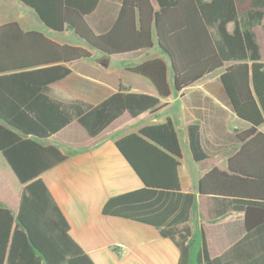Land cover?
I'll list each match as a JSON object with an SVG mask.
<instances>
[{"label": "trees", "instance_id": "16d2710c", "mask_svg": "<svg viewBox=\"0 0 264 264\" xmlns=\"http://www.w3.org/2000/svg\"><path fill=\"white\" fill-rule=\"evenodd\" d=\"M7 1L32 9L54 31L72 30L108 56L152 48L157 43L171 62L177 91L229 64L222 83L237 115L253 125L244 137L254 136L253 142L264 139V133L257 129L264 123V61L256 32L264 29V0H122L117 22L101 34L87 20L100 0ZM90 56L84 47L60 45L39 31H25L18 20L0 25V154L23 185L17 214L0 206V264H95L71 236L69 221L42 179L43 173L68 155L58 146H44L31 136L48 138L77 120L95 138L125 113L137 118L157 112L163 107L161 98L171 95L163 58L132 68L153 82L159 96L121 88L97 106L85 108L73 103L68 108L45 94L50 84L71 73L64 63ZM26 87L35 96L32 107L24 103ZM37 97L49 105H41ZM188 135L194 159H207L201 127L190 124ZM141 136L182 157L171 119L119 138L117 147L145 186L111 197L103 213L156 227L178 246V264H193L194 240L187 222L195 195L182 192L178 170L144 169L147 161L140 159L134 148L142 142ZM251 144L230 158L231 172L211 170L201 180L203 192L225 197L233 210L244 213L246 233L216 257L210 256L204 239L196 264H264V144L258 143L263 154L251 163L250 170L238 165Z\"/></svg>", "mask_w": 264, "mask_h": 264}, {"label": "crops", "instance_id": "0c3cea01", "mask_svg": "<svg viewBox=\"0 0 264 264\" xmlns=\"http://www.w3.org/2000/svg\"><path fill=\"white\" fill-rule=\"evenodd\" d=\"M121 7L122 0H100L87 20L97 34L105 33L117 22ZM16 20L25 31H39L60 45H76L90 51L89 58L64 63L71 68V73L50 84L45 92L48 97L67 106L79 103L91 108L121 88L125 92L159 96L153 82L134 73L132 68L155 58H163L168 65L172 92L169 97L161 98L163 107L157 112H147L137 118L125 113L95 138L77 120L48 138L31 136L44 146H58L68 155L64 162L43 173L42 179L69 221L71 236L95 264L179 262L178 246L170 238L163 237L156 227L103 213L111 197L145 186L125 158V153L117 147L116 141L128 134H138L145 126L165 123L167 119L172 120L177 131L181 158L144 136L134 148L140 159L147 161L144 169L178 170L182 192L195 195V205L187 222L194 240L193 264H196L204 239L210 256L216 257L245 235L244 213L233 210L225 197L203 192L201 185L202 178L211 170L231 172L230 158L248 142L252 144L246 148L245 158L238 163L242 169L250 170L251 163L263 154L258 143L264 144V139L253 142L254 136L247 135L244 139L253 125L237 115L222 83L221 76L229 64L177 91L171 62L157 43L152 48L108 56L89 46L70 29L58 32L44 24L38 26ZM261 54L264 61L262 48ZM23 91L25 106H34L32 89L26 87ZM39 101L41 105H49L43 98H39ZM42 118H46V114L42 113ZM190 124L201 127V145L208 153L205 160L196 161L190 150ZM257 129L264 133V123ZM73 149L78 151L74 152ZM174 159L179 161L178 165H175ZM22 191L23 185L0 154V206L8 207L17 214ZM120 248L124 250L123 254L117 252Z\"/></svg>", "mask_w": 264, "mask_h": 264}, {"label": "rangeland", "instance_id": "374dc122", "mask_svg": "<svg viewBox=\"0 0 264 264\" xmlns=\"http://www.w3.org/2000/svg\"><path fill=\"white\" fill-rule=\"evenodd\" d=\"M16 19H20L23 23L28 21L32 25L43 24L32 9L26 8L18 2L0 0V24ZM256 30L264 55V29Z\"/></svg>", "mask_w": 264, "mask_h": 264}, {"label": "built area", "instance_id": "2783aa9c", "mask_svg": "<svg viewBox=\"0 0 264 264\" xmlns=\"http://www.w3.org/2000/svg\"><path fill=\"white\" fill-rule=\"evenodd\" d=\"M117 252L119 253V254H123L124 253V250L123 249H117Z\"/></svg>", "mask_w": 264, "mask_h": 264}, {"label": "water", "instance_id": "95a60500", "mask_svg": "<svg viewBox=\"0 0 264 264\" xmlns=\"http://www.w3.org/2000/svg\"><path fill=\"white\" fill-rule=\"evenodd\" d=\"M93 48V47H92Z\"/></svg>", "mask_w": 264, "mask_h": 264}]
</instances>
